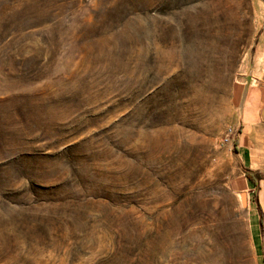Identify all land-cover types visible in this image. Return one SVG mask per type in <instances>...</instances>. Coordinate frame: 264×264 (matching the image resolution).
Listing matches in <instances>:
<instances>
[{
  "label": "rangeland",
  "instance_id": "obj_1",
  "mask_svg": "<svg viewBox=\"0 0 264 264\" xmlns=\"http://www.w3.org/2000/svg\"><path fill=\"white\" fill-rule=\"evenodd\" d=\"M263 110L264 0H0V264H264Z\"/></svg>",
  "mask_w": 264,
  "mask_h": 264
},
{
  "label": "crops",
  "instance_id": "obj_2",
  "mask_svg": "<svg viewBox=\"0 0 264 264\" xmlns=\"http://www.w3.org/2000/svg\"><path fill=\"white\" fill-rule=\"evenodd\" d=\"M254 93V94H253ZM261 97H263V94H258L257 92H248L246 99L244 109H243V122L246 124L251 123V119H253L256 115V111L258 109L257 104L259 103ZM258 102V103H257Z\"/></svg>",
  "mask_w": 264,
  "mask_h": 264
},
{
  "label": "built area",
  "instance_id": "obj_3",
  "mask_svg": "<svg viewBox=\"0 0 264 264\" xmlns=\"http://www.w3.org/2000/svg\"><path fill=\"white\" fill-rule=\"evenodd\" d=\"M230 135H231V130H228V132L226 133V136H225V138L223 140L224 143H227L229 141Z\"/></svg>",
  "mask_w": 264,
  "mask_h": 264
},
{
  "label": "water",
  "instance_id": "obj_4",
  "mask_svg": "<svg viewBox=\"0 0 264 264\" xmlns=\"http://www.w3.org/2000/svg\"><path fill=\"white\" fill-rule=\"evenodd\" d=\"M262 116H264V110H263Z\"/></svg>",
  "mask_w": 264,
  "mask_h": 264
}]
</instances>
